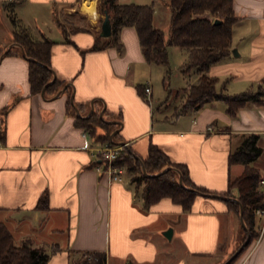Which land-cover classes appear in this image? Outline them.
Returning <instances> with one entry per match:
<instances>
[{
    "label": "crops",
    "instance_id": "crops-1",
    "mask_svg": "<svg viewBox=\"0 0 264 264\" xmlns=\"http://www.w3.org/2000/svg\"><path fill=\"white\" fill-rule=\"evenodd\" d=\"M116 1L152 4L153 25L168 33L169 0ZM98 2L0 0V47L7 50L0 54V222L16 244L28 238L47 253L44 264H80L89 251L104 253L106 264H220L240 237L239 212L222 198L203 195L187 211L170 197L146 206L142 185L125 167L120 180L95 170L93 148L103 143L97 136L105 128L98 125L92 134L76 124L67 101L72 95L81 117L102 112L116 123L115 142H125L138 157L145 158L154 144L172 162L185 164L195 185L214 192H225L244 168L228 164L242 134H259L262 152L253 165L264 173V104L245 105L233 116L220 99L187 113H177L183 99L171 110L156 107L173 91L186 94L198 74L180 68L186 84L176 89L162 77L167 93L154 101L149 76L163 65L146 61L133 26L119 28L116 37L100 35ZM231 5L236 19L230 53L208 74L217 79L218 92L264 88V0ZM10 14L33 38L52 40L56 92H31L29 63L12 41ZM11 47L16 51L8 52ZM171 47L182 51L185 63L187 53L179 46H168V57ZM43 194L45 208L37 205ZM259 224L256 215L258 230ZM230 264H264V235Z\"/></svg>",
    "mask_w": 264,
    "mask_h": 264
},
{
    "label": "trees",
    "instance_id": "trees-1",
    "mask_svg": "<svg viewBox=\"0 0 264 264\" xmlns=\"http://www.w3.org/2000/svg\"><path fill=\"white\" fill-rule=\"evenodd\" d=\"M168 6L170 20L168 33L165 35L162 29L153 25L152 4L119 3L116 0H99L98 2L99 12L102 15L109 14L111 25L109 36L116 37L119 28L123 26H133L137 31L146 61L167 65L168 46L176 45L185 50L187 61L181 65V71L185 73L194 70L198 77L197 81L187 90L184 103L177 113H187L216 99L226 103V110L231 116L245 105L264 104V88L258 87L255 90H244L233 94L218 92L215 88L217 79L208 74L212 64L230 53L232 24L236 19L233 15L231 0H169ZM10 20L15 26L12 41L19 46L20 49L17 51L24 53L29 63L28 79L31 92H41L42 89L56 92L60 82L53 79L50 65L52 40L33 38L26 28L17 24V20L11 14ZM215 20L218 21L215 22ZM107 43L108 41L102 45H107ZM93 47L99 48L97 45ZM3 50L4 48L0 47V54ZM11 51H16V49L11 47L8 52ZM67 103L68 109L75 117L76 124L86 127L92 134L99 125L105 128V132L97 137L103 143L106 141L116 143L117 133H113L117 126L116 123L106 121L95 112L88 117H81L77 115L71 101L68 100ZM258 139L259 134L257 133L242 134L240 142L229 152L228 164L240 163L244 168L236 178L229 180L225 192H214L195 185L188 176L187 166L180 162H172L154 144L149 145L145 158L139 157L146 174L130 146L122 147L116 163L131 173L132 181L137 185H142V195L146 206L162 197H170L182 206L183 211H187L191 208L195 196L203 195L191 188L203 193H218L237 198L238 201L224 200L237 212H239L240 205L242 206L244 226L241 224V234L245 238L248 232L250 237L248 243L244 244L242 249L227 263L230 264L250 240L258 235L255 210L264 206V190L259 186L262 173L253 165L262 152ZM94 163L95 160L92 163L93 166ZM166 167L168 168L164 172L158 173ZM179 175L182 177V184L179 183ZM233 188L237 190L236 195L232 193ZM37 205L41 208L47 206L46 194L39 198ZM84 254H90L91 258H82ZM47 257L48 254L41 248L34 247L28 238L16 244L12 234L0 222V264H44ZM79 261L80 264H106V257L102 252L89 251L81 254Z\"/></svg>",
    "mask_w": 264,
    "mask_h": 264
},
{
    "label": "rangeland",
    "instance_id": "rangeland-1",
    "mask_svg": "<svg viewBox=\"0 0 264 264\" xmlns=\"http://www.w3.org/2000/svg\"><path fill=\"white\" fill-rule=\"evenodd\" d=\"M102 18H103V15H102V17H100V20ZM163 31L165 33H167L166 28H164ZM181 52L182 51H180V49L178 47H171L169 49L168 64L160 66V67L156 66V67H154L155 69H153L151 71V75L149 76V78H150L149 82H150V85L152 86L153 100L154 101H156L160 98H163L165 96V93H167L164 90L162 77H165V84L164 85L166 87L169 86L171 88L176 89V88H179V87L184 86L186 84V80L184 79V77L180 71L181 64L185 61L186 57ZM182 99H183V101L185 100V94L182 96V94H179V93L177 94L176 91H173L170 95H168L166 100L163 99L164 101H162V103H157V104L155 103V104H156V107L163 106V107L167 108L166 110H169V109L171 110V109H173L174 105H176V103H178ZM150 102H151V100H150ZM156 107H154V113L157 116L158 110L156 109ZM241 235L242 234H240V237L238 238V240L235 244V248L233 250L234 252L239 248V246H241L243 244V242L245 241V239L247 237V234H246L245 238H243V235L242 236ZM249 237H250V235H249ZM254 238L255 237H253L250 240L249 244L243 249V251L250 245V243L254 240ZM83 257H84V255H82V258ZM223 262H221V263H223Z\"/></svg>",
    "mask_w": 264,
    "mask_h": 264
},
{
    "label": "built area",
    "instance_id": "built-area-1",
    "mask_svg": "<svg viewBox=\"0 0 264 264\" xmlns=\"http://www.w3.org/2000/svg\"><path fill=\"white\" fill-rule=\"evenodd\" d=\"M144 93L145 96L149 98L151 94V88L148 84V81H145L144 83ZM1 143L2 142L0 140V145ZM123 146H126L125 142L119 144L106 141L101 145L94 147L92 156L95 160V170L98 173H107L111 180H120L122 166L118 165L116 160L118 159V154ZM259 186L264 190V173L259 178ZM255 214L260 219L258 235L254 238V242H257L264 235V206L256 208ZM84 257L90 259L91 255L84 254Z\"/></svg>",
    "mask_w": 264,
    "mask_h": 264
},
{
    "label": "water",
    "instance_id": "water-1",
    "mask_svg": "<svg viewBox=\"0 0 264 264\" xmlns=\"http://www.w3.org/2000/svg\"><path fill=\"white\" fill-rule=\"evenodd\" d=\"M218 20H215V22H217ZM110 33H111V25H110V19H109V14L108 13H104V15H103V19H102V22H101V29H100V35H102V36H109L110 35ZM7 50H4V53L6 52ZM232 52H234V49H232ZM23 55H24V53H23ZM52 81V80H51ZM50 81V82H51ZM49 82V83H50ZM41 93L42 94H44V89H42V91H41ZM70 100H71V103L74 105V103H73V96L71 95V98H70ZM74 108H75V110H76V112H77V114L78 115H80L79 114V111H78V109H77V107L74 105ZM100 116L102 117V112H100ZM110 121V120H109ZM137 158H138V160L140 161V164H141V167H142V170H143V172L146 174L147 172H146V170H145V168H144V165H143V163H142V161H141V159L138 157V156H136ZM168 167H166V168H164V169H162L160 172H158V173H162V172H164L166 169H167ZM178 180H179V183L180 184H182V177H181V175H179V178H178ZM191 189H193L195 192H197V193H199V194H203V195H206V196H210V197H218V198H222V199H233V200H236V201H238V199L237 198H235V197H232V196H224V195H221V194H218V193H203V192H201V191H198V190H196V189H194V188H191ZM242 206L240 205V208H239V218H240V222H241V224L244 226V221H243V217H242ZM171 228H167L166 230H164L163 231V234L166 236V237H170V235H171ZM248 241H249V234L247 233V237H246V239H245V241L243 242V244L241 245V246H239V248L233 253V254H231L223 263H221V264H227L237 253H238V251H240L241 249H242V247L244 246V244H247L248 243Z\"/></svg>",
    "mask_w": 264,
    "mask_h": 264
}]
</instances>
